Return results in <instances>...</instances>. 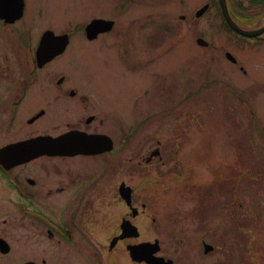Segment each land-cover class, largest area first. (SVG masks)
Listing matches in <instances>:
<instances>
[{
    "label": "flooded vegetation",
    "instance_id": "obj_1",
    "mask_svg": "<svg viewBox=\"0 0 264 264\" xmlns=\"http://www.w3.org/2000/svg\"><path fill=\"white\" fill-rule=\"evenodd\" d=\"M41 1L43 6L35 7L32 6L35 0H0V264H203L204 258H211L210 264H222L218 258L219 225L214 224L215 218L219 217L218 206L215 204L217 211L210 213L200 199L203 190H207L210 197L219 195V182L222 181V186L231 192V200L225 202L229 218L233 224L237 218L244 222L245 230H235L233 235L247 238L250 264H264V254L261 259L255 258L250 246L256 236L264 240V231H258L254 226L250 200L240 201V191L251 190V171L235 174L211 171L210 183L184 182L171 188L175 193L180 192L183 198L190 196L194 203L191 210L176 212L173 216L157 207L158 198L164 195L159 184L140 185L134 181L139 176L156 174L146 171L148 168L161 165L170 170L171 156L176 154L177 146L153 136L152 147L142 154L132 153L128 158L130 166L133 164L138 168L126 171L130 172L128 180L124 179L123 171L112 174L111 166L119 169L124 166L126 123L123 114L99 105L87 85L88 75L75 66L76 50L72 52V58L69 57L71 60L65 56L72 48L77 32L87 43L93 44L112 33L120 32V38L121 32L127 34L129 29L123 26L125 30H122L120 25L121 29L114 31L118 25L116 17L90 18L83 24L77 22L75 13L80 0ZM84 3L91 6V0H84ZM186 4L183 5L185 12ZM204 6L207 10L198 16ZM261 6H264V0H227L233 22L242 28L253 27L248 20L238 16L243 9L254 10ZM123 10L122 7L117 11ZM211 11L221 15L219 0H207L186 15L191 16V24H194ZM186 15H181L180 19L186 22ZM27 18L37 26L27 24ZM94 19H105L114 24L111 30L88 39L86 27ZM227 30L232 34L230 37L240 43H264V34L248 39ZM201 36V33L197 35L195 42ZM102 42L107 44L106 40ZM116 46L122 69L113 71V64L103 62L104 57L102 63L118 77L123 70L131 73L133 62L123 54V44L118 42L113 48ZM232 65L243 71L238 61ZM82 67L85 66L82 64ZM185 81L186 96L179 101V106L186 108L184 112L188 110L187 95L197 97L203 89V82L194 89L189 78ZM188 84L194 92H187ZM151 93L152 87L143 91L144 96ZM168 102L171 103V98H164L165 118L170 122L172 107ZM130 105L133 118L126 125L136 130L152 123L155 114L141 119L132 113L134 106ZM193 109L200 111L198 106ZM248 115H251L250 110ZM131 136H127V140ZM181 137L178 136L179 141ZM86 139L92 140L95 152L70 151ZM168 143L173 147L172 152ZM43 144H52L53 154L28 152L33 145ZM133 160H137L135 164ZM185 173L162 171L159 174L179 179ZM110 174L119 175L108 182L106 179ZM169 218H177L179 223L185 219L197 223L198 239L194 251L191 248L195 244L181 250L184 230L174 227L175 234L169 231L165 225ZM208 223L211 226H207ZM146 232L157 235L146 239ZM146 257L151 262H147ZM225 264H228L227 260Z\"/></svg>",
    "mask_w": 264,
    "mask_h": 264
},
{
    "label": "rangeland",
    "instance_id": "obj_2",
    "mask_svg": "<svg viewBox=\"0 0 264 264\" xmlns=\"http://www.w3.org/2000/svg\"><path fill=\"white\" fill-rule=\"evenodd\" d=\"M125 1L91 0V6L88 7L84 0H80V6H76L75 13L77 22L83 24L90 18L116 17L118 25L114 31L121 29L122 25V30L129 29L128 35L121 32L122 37L119 38L120 32L112 33L101 37L100 43L89 44L77 32L72 48L65 56L67 60H71L72 52L76 50L75 60L73 59L75 66L88 75L87 85L99 105L122 113L126 124L133 118L130 104L134 106L132 113L141 119L155 114L152 123L139 126L136 130L125 124L124 166L122 169L111 166L110 171L112 174L115 171H123L124 179L128 180L127 174L130 172L126 171L137 168L133 164L130 166L128 158L132 153L142 154L148 147H152L151 138L156 137L170 142L173 147L177 146L175 156H171L170 170L161 165L148 168L146 171H155L156 174L139 176L138 180L134 181L140 185L159 184L164 195L158 198L157 207L163 208L162 210L172 216L176 212L180 214L187 209L191 210L194 205L190 196L183 198L180 192L175 193L171 189L177 188L179 184L210 183L211 171H231L233 174L239 173L237 171H252L253 174L263 172V180L253 176L250 191H240V201L250 200L254 226L258 227V231H264V43L251 45L231 38L224 32L221 16L216 11L205 14L191 24V16L186 14H190L194 8L207 0H129L131 3ZM184 3H187L186 12ZM32 6H43V1L35 0ZM122 7L124 10L118 12ZM263 13L264 6L254 10L244 8L238 16L248 20L253 27H258L264 23ZM181 15H186L188 20L182 21ZM258 17L260 18L257 20ZM26 23L37 26L31 22V18H27ZM200 33L209 44L216 46H197L195 39ZM102 40H106L107 44ZM118 42L123 44V54L131 58L133 69L131 73L123 70L120 74V71L117 77L110 67L103 65L102 58L104 57L103 62L106 64H113V71L122 69L117 46L116 49L113 48ZM225 51L241 63L243 71H239L224 58ZM82 64L85 67H82ZM187 78L193 83L194 89L197 84L203 82V89L197 97L187 95L188 110L184 112L186 108L180 107L179 101L186 96L184 88ZM223 82L235 88L241 101L250 104L255 113L254 117L244 112V107L231 96H226L229 92ZM147 87H152V93L144 96L143 91ZM187 88L188 93L195 91L190 84ZM103 89L104 92H100ZM169 97L171 103L168 104L172 107L170 122L165 118L164 111V98ZM195 106H198L200 111L193 109ZM185 115V118L182 117ZM252 121L253 126H250ZM127 136L131 138L127 140ZM178 136H182L180 141ZM173 147H170L171 152ZM136 161L133 160V163ZM162 171L186 173L177 179L174 176H162L159 174ZM118 175L110 174L106 180L111 182L109 180L116 179ZM219 190V195L213 197L208 195L207 190L200 192L205 210L216 212L214 205L218 206L219 217L215 218L214 224L219 225V261L222 264H225L226 260L228 264H250L247 238L239 234L233 235L234 225L227 215L228 207L225 202L227 199L231 200V195H227L220 186ZM256 210L257 213L254 212ZM180 219H183V216H180ZM165 225L172 233L175 232L174 227L176 230L180 227L184 230L181 234L184 247L180 246L181 250L194 245L198 239L199 227L194 221L185 219L183 223H179L177 218H169L165 220ZM207 226H211V223ZM155 236L148 232L145 234L146 239ZM250 246L253 248V256L261 259L264 254V240L256 236V239L250 241ZM195 248L196 244L191 249L194 251ZM202 261L203 264L213 262L211 258H204Z\"/></svg>",
    "mask_w": 264,
    "mask_h": 264
},
{
    "label": "water",
    "instance_id": "obj_3",
    "mask_svg": "<svg viewBox=\"0 0 264 264\" xmlns=\"http://www.w3.org/2000/svg\"><path fill=\"white\" fill-rule=\"evenodd\" d=\"M219 3H220V7H221V11H222V14H223V17L224 19L226 20L227 24L231 27V29H233L235 32L243 35V36H246V37H257L259 35H261L262 33H264V26L259 28V29H255V30H243L241 28H239L230 18L229 16V13L227 11V7H226V2L225 0H219ZM207 7L205 6L203 9H201L199 11V14L203 13L205 11ZM198 14V15H199ZM111 26H112V22H106V21H103V20H95L93 22H91L87 28H86V32H87V35H88V38L89 39H92L94 38V36L100 32H103V31H108L111 29ZM198 42L200 44H203V41L202 40H198ZM205 44V43H204ZM92 142L91 140H84V141H81L80 144H76L75 145V148H72L70 151L73 153V152H83V153H93L95 152L96 150H94L92 148ZM18 147V146H17ZM36 151V154H42V153H50V154H53L54 152V149H53V145H47V144H43V145H36L33 147H30L28 149V152L30 151ZM24 151H26L24 149ZM138 255V254H137ZM146 261L147 262H151L149 258L146 257Z\"/></svg>",
    "mask_w": 264,
    "mask_h": 264
}]
</instances>
